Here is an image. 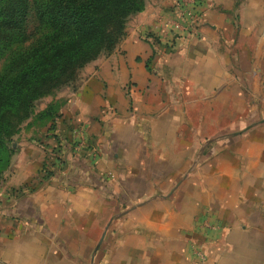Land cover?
<instances>
[{
  "label": "crops",
  "instance_id": "obj_1",
  "mask_svg": "<svg viewBox=\"0 0 264 264\" xmlns=\"http://www.w3.org/2000/svg\"><path fill=\"white\" fill-rule=\"evenodd\" d=\"M181 1L146 0L43 135L15 142L0 264H264V120L226 121L245 81L261 95L264 0H200L196 29L173 34ZM193 110L219 113L220 136L201 140L215 125L198 132Z\"/></svg>",
  "mask_w": 264,
  "mask_h": 264
},
{
  "label": "trees",
  "instance_id": "obj_2",
  "mask_svg": "<svg viewBox=\"0 0 264 264\" xmlns=\"http://www.w3.org/2000/svg\"><path fill=\"white\" fill-rule=\"evenodd\" d=\"M146 0H0V184L15 138L41 99L76 89L80 72L111 54ZM62 105L37 115L53 122ZM54 129L53 126L50 128Z\"/></svg>",
  "mask_w": 264,
  "mask_h": 264
},
{
  "label": "rangeland",
  "instance_id": "obj_3",
  "mask_svg": "<svg viewBox=\"0 0 264 264\" xmlns=\"http://www.w3.org/2000/svg\"><path fill=\"white\" fill-rule=\"evenodd\" d=\"M137 15V14H136ZM135 16V15H134ZM150 37L147 36L146 38ZM152 38V42L155 41L154 37L151 35ZM1 64V63H0ZM82 73V71L80 72V74ZM251 85H253L251 82H244V89H245V97H244V105H243V114L241 113H232V114H228V119H226L228 126L230 124H235L237 121L240 120V117L243 118V120H245V125H249V127H251L252 125H255L257 122L264 120V80H262L261 82H258L259 85V90H260V94L261 95H253L251 93ZM197 89V88H196ZM72 88L71 87H65L62 88L61 90H58L56 92H54L52 95L47 96L43 99H41L39 102H37L35 108H34V114L33 117L27 121L23 127L21 132L16 136L15 138V142H19L21 139L23 141V139L25 140H32L35 137H40L43 134V129L47 127V124L50 123V121H41L39 119H37V115L39 113H41L42 111H44L48 106H52V107H58L60 105H62L65 101V99L67 98V94L72 92ZM200 90L198 89V91H196L195 89H193L191 91L192 94V98H199L200 94H199ZM203 92V90H202ZM208 91H205V96L207 94ZM204 93V92H203ZM191 94H190V98H191ZM186 96V95H185ZM206 97L203 98V101L205 102ZM207 103V101L205 102ZM193 106V105H192ZM195 107V106H194ZM197 107V106H196ZM199 109V107H197ZM208 108L207 111H211L212 112L214 110V107H205ZM233 108H235V104L233 103ZM239 109V106H238ZM186 120L189 117H193L196 120L197 123V127H198V132H199V127L205 125V124H213L215 125V128H213L212 131H210L208 134H206L205 136H201L202 138H200L203 141H206L208 139L213 140L216 136H220V131L223 129L222 126H224V122L222 123V125H220L217 121L219 113L216 114H211L209 112L207 113H201L200 110H193V112H189V113H184L183 115ZM211 118V122L208 121V119ZM215 118V119H214ZM184 119V118H182ZM214 119V120H213ZM225 119V118H224ZM216 123V124H215ZM245 126V127H246ZM247 129V128H245ZM235 128L234 129H228V133H233L235 132ZM181 133H184L187 137H192V133L190 128H188L187 126L185 127V129H181ZM222 135V134H221ZM204 142H201L199 145H196L195 151L198 154L200 151H202L203 149V144ZM15 144V143H14ZM15 147V146H14ZM16 148V147H15ZM17 149V148H16ZM196 165L199 163L198 161L195 162ZM123 209L120 210H116V212L114 213V215H118L119 212H122ZM113 215V216H114ZM90 263V261L88 260V264Z\"/></svg>",
  "mask_w": 264,
  "mask_h": 264
},
{
  "label": "built area",
  "instance_id": "obj_4",
  "mask_svg": "<svg viewBox=\"0 0 264 264\" xmlns=\"http://www.w3.org/2000/svg\"><path fill=\"white\" fill-rule=\"evenodd\" d=\"M176 16L170 18L165 24L167 28L173 34L188 30H195L197 24L201 20V14L198 11L200 6V0H182L180 4L176 5ZM149 41H152L151 36L147 38ZM196 256L200 264H203L206 260L205 255L196 250Z\"/></svg>",
  "mask_w": 264,
  "mask_h": 264
}]
</instances>
